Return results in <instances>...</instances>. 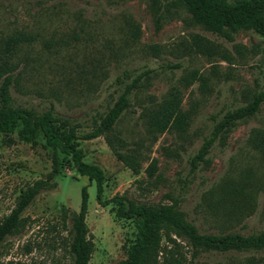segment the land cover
Listing matches in <instances>:
<instances>
[{
    "label": "rangeland",
    "instance_id": "1",
    "mask_svg": "<svg viewBox=\"0 0 264 264\" xmlns=\"http://www.w3.org/2000/svg\"><path fill=\"white\" fill-rule=\"evenodd\" d=\"M143 71L147 77L116 124L129 148L142 143L137 171L119 161L102 136L78 140L83 160L104 173L102 198L120 196L125 206L175 198L201 233L264 230V103L216 139L196 168L190 163L226 110L264 90V34L246 28L224 38L163 0H0V86L8 76L16 105L36 113L52 107L58 124L80 135ZM193 72L200 77L191 79ZM172 88L180 92L188 126L152 139L143 108L158 104ZM51 155L41 135L27 142L16 131L0 132V220L21 189L51 170ZM64 165L56 186L23 211L22 229L5 237L0 264H66L68 225L61 224V212L79 209L83 186L94 242L88 264L127 257L132 219L118 216L115 203H97L95 182ZM162 244L180 264H264V248L193 252L184 239Z\"/></svg>",
    "mask_w": 264,
    "mask_h": 264
},
{
    "label": "trees",
    "instance_id": "2",
    "mask_svg": "<svg viewBox=\"0 0 264 264\" xmlns=\"http://www.w3.org/2000/svg\"><path fill=\"white\" fill-rule=\"evenodd\" d=\"M167 3L175 2L182 6L191 20L203 29L224 38H231V34L240 29L251 28L264 34V0H163ZM147 71L134 76L124 83L121 91L104 114L94 120L87 132L78 135L73 126L67 128L58 124L52 107L39 113L28 107L13 103L9 94V77L6 76L0 86V132L16 131L21 140L33 142L41 135L45 144L51 148V170L43 178L36 179L19 191L10 212L0 220V245L5 237L19 232L25 225L22 216L25 208L41 191L56 186L55 177L67 164L79 175L94 181L96 186V201L101 205L115 203L118 216L131 218L135 227V236L127 248V257L117 264H180L170 251L165 252L162 240L173 243L175 238L184 239L197 251H243L264 248V230L241 234L238 232L201 233L196 226L188 221L178 209V201L173 198L170 203L146 205L130 204L125 206L120 196L103 199L102 169L94 163L83 160L82 150L78 147V140H89L102 136L113 155L132 172H136L143 155L140 146L129 148L125 137L116 130V124L123 112L130 107V95L139 87ZM200 76L195 72L191 79ZM264 103V90L252 94L243 105L226 110L214 124L209 136L205 137L197 152L191 157L192 168H196L204 161L214 141L222 137L236 122L242 121L257 113ZM144 124L152 139L157 133L166 130L183 132L189 123L188 113L181 108L180 92L176 88L170 89L158 104L150 108H143ZM153 172L150 164L147 168ZM87 212L86 187L81 189V202L77 211L63 209L61 224L67 230L66 264H88L94 251V242L89 237L85 223ZM162 257V260H159Z\"/></svg>",
    "mask_w": 264,
    "mask_h": 264
}]
</instances>
